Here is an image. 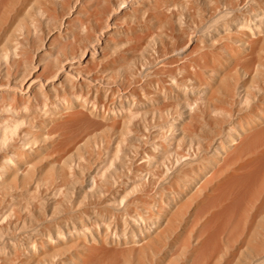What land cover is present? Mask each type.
Segmentation results:
<instances>
[{"label":"bare ground","instance_id":"obj_1","mask_svg":"<svg viewBox=\"0 0 264 264\" xmlns=\"http://www.w3.org/2000/svg\"><path fill=\"white\" fill-rule=\"evenodd\" d=\"M142 1L111 4L96 26H89L86 44L67 53L56 45L74 33L88 0H0V190L20 171L35 179L31 186L15 190L6 201L8 210L0 215V252L24 253L19 264L42 257L46 248L73 245L80 250L39 264H69L67 259L79 264H264V103L260 107L257 102L260 82L249 83L253 64L244 51L250 38L264 32L263 19L245 15V30L239 32L248 42L240 46L244 50L229 48L226 56L200 70L198 85L184 87L177 81L184 102L168 112L157 107L151 121L141 117L138 108L98 109L91 102L54 96L65 86L99 90L103 86L99 80L113 82L92 74L101 72L114 25L126 13L122 8L135 9ZM261 1L253 7L257 13H262ZM56 3L62 12L52 8ZM234 4L231 1L229 7ZM46 15L52 26H44ZM234 27L221 23L223 32L239 31ZM145 52L150 54L146 48ZM241 63L244 77H235ZM137 66L132 61L128 76H120L119 82L140 77ZM226 78L230 82L222 86ZM169 93L176 97L175 90ZM39 97L53 125L45 146L35 143ZM147 101L152 105L151 99ZM108 128L118 131L115 141L107 135L98 138L97 132ZM22 139L27 148L19 143ZM64 141L70 146L54 157ZM42 154L48 159L49 178L44 180L37 175ZM154 188L158 190L150 198ZM106 202L120 206L108 214L119 221V233L100 222L106 217ZM47 221L51 224L44 225ZM20 232L23 236H18Z\"/></svg>","mask_w":264,"mask_h":264},{"label":"rangeland","instance_id":"obj_2","mask_svg":"<svg viewBox=\"0 0 264 264\" xmlns=\"http://www.w3.org/2000/svg\"><path fill=\"white\" fill-rule=\"evenodd\" d=\"M110 1L88 0L85 11L79 15V19L74 23L75 24L73 26L74 33L68 39H62L60 43H57L56 48L64 47L66 52L70 53L75 48L74 46H78V45L83 46L84 44H86L85 34L87 33V30L90 28L89 26L91 25L96 26L99 18L98 16H101L103 13L108 12V8L111 6V4H114L117 0H110ZM231 1L232 2L234 1L235 4L230 8L229 4H231ZM258 2H260V0H255V2L254 0H240V1L239 0H216V1L215 0H143L139 5L135 7V9L132 10L127 9L128 10L127 11V10H123L126 9L123 7L122 12H126V13L122 15L120 19H117L116 21L117 24L114 25L115 29L112 32L109 45L106 47L105 56L102 58L100 63L101 72L96 73L97 75L94 73L92 74L95 75V77L97 78L100 77L103 79L111 80L113 82L107 83L104 80H99L98 82L100 84L102 83L101 85H103L102 88L99 90H96L95 88L94 89L90 88V90L86 88L74 89L71 88L70 86H65L64 89H61L59 91L57 96L55 94L54 96L55 98L57 99L59 98L60 100H63V98L67 96L73 99H78L82 101L84 100L88 103L91 102L90 105L94 106L95 104V107L97 105L98 109L116 108L117 110H120L121 106H125L124 107L125 110L129 112V110H132L133 108H138L136 112L141 117L146 116V118L149 121H151L155 119L157 116L158 113L156 111L157 107L164 106L163 109L167 110L166 112H168L170 108L176 107L178 104H182L184 102V97L181 93V90H179L178 87H176L177 81L180 82L181 85L184 87L193 84L198 85L200 83V80L197 74L199 73L200 70L212 64L214 65L218 60V58L226 56L228 54L229 48L244 50V49H240V46L246 45L248 42L246 41L247 39L244 35L239 34V32L245 30V26L243 25V17L245 15H249L250 18L256 17L264 20V14H263L264 0H262L260 3V5L263 6L262 13H257V10L253 9V7L258 8V4H259ZM31 4L34 3L31 2ZM127 6L129 7V5L126 4V7ZM52 8L56 9V11L58 12H62V5L60 3H56L52 5ZM203 13L205 14L203 15ZM110 17L111 15H108V19ZM224 21L228 22L233 27L235 26L234 28L238 29L239 31L236 32L221 31V23ZM43 23L44 26H52L53 21L51 16L49 15L44 16ZM194 24L196 25V27ZM203 24H206V26L204 25V27L206 28L201 26ZM124 26L127 27L128 29L125 28ZM181 26L183 27V29ZM198 28L201 29L198 30ZM198 31H201L202 33L200 32L199 34ZM263 35L264 32H262L260 35H256L254 38L253 37L250 38L249 49L244 50L246 51L245 53L250 54L249 57L251 59L249 58V61L253 64V67L249 69V83L253 85L256 84L255 81H258L261 84L260 90L257 91V102L259 103L260 107H262V104L264 103V36ZM168 38H170L171 40ZM188 43H190V46ZM257 45H259L258 46L259 49ZM145 48L147 49V51L150 52V54L145 52ZM255 48L257 50V53L251 54V52L256 51ZM187 50L190 51L189 54L185 56V54L188 53ZM191 50H193L194 52ZM179 51L180 52L182 51L184 53L182 52L180 53ZM255 54H257L258 56L257 59L255 58V56H253ZM150 55L152 56V58ZM251 56L254 57V59ZM145 57L146 60L144 59ZM181 57H183L184 59ZM171 59L173 60L171 61ZM134 60L137 61L138 63L137 69H139V71L137 75L140 77L136 76V78L133 79V77L131 76L132 78L129 77L130 79L129 81L125 80V82L120 83L119 79L122 78L120 76L122 75L128 76L127 67ZM139 61L142 62L139 63ZM159 64L161 67L159 66ZM244 69L245 67L241 63L239 65L238 74L234 76L237 77L238 75V77L243 78L245 71ZM192 70L195 71L193 72ZM168 76H170L171 78ZM116 79L117 81L114 82V80ZM133 81L134 83L132 84ZM157 81L159 82L157 83ZM150 82L151 84H149ZM227 82H230L228 78H226L223 81L222 86H224ZM148 85L151 86V88H148ZM103 87H105L106 89ZM117 89H119L118 90L119 92L117 91ZM107 90L108 91L110 90L109 94ZM169 90H173V91L175 90V92L177 93L176 97L172 96L169 93ZM96 91H98V93H96ZM113 91L115 93H113ZM142 91L144 92L143 94L145 95L146 99L144 98ZM110 92L115 94L114 96H121V95L122 96L115 97L114 100V96H112L113 94H111ZM120 93L122 94L120 95ZM77 95L79 96V98ZM106 95H108L109 97ZM131 96H133V99L134 100L136 99L138 103L143 104V106L146 105L147 107L146 108H143V106L135 107L133 103L137 101H133ZM120 98L123 99V101ZM117 99H120L119 100L120 102H118ZM149 99L152 100V105H151V101L149 102L147 101ZM101 104H103L104 108L102 107ZM115 104L117 105L115 106ZM36 105H37L36 108H39V111H37L36 118L34 120L35 123L34 129L39 132V136L38 139L35 141V143L45 146L50 142L51 139L49 135L50 130L48 129L52 128L53 125L50 124L48 116L45 114V111H43L44 110L43 97H39L37 99ZM99 105L101 106V108ZM95 120L101 122L99 118ZM132 120H134L133 122H135L137 120V117H134ZM129 121L130 120L127 119V122ZM138 121H142V119H138ZM104 135H107L110 139H112V141H115V139L117 138L116 136L118 135V131L115 128H108V129H101L97 132L98 138ZM26 138L27 137H25V139ZM25 139L20 140L19 143L23 147L27 148L28 145H26V142H24ZM64 142H63L64 148L58 150L55 153L54 157H60L62 154H64L65 148L66 147L68 148L70 146L69 142L67 141ZM48 150L50 151L51 149H47L46 152H48ZM39 160L40 161H38L37 175L44 180L46 178H49L48 171L45 168V164L47 163L48 159L47 157L44 156V154H42ZM53 174L56 176V181H59L60 177L58 171H54ZM34 182L35 179H32L31 177H25V175L21 171L17 174V177L9 178L7 183L5 184V187L2 190H0V196L3 198V200L0 201V215L4 213L6 210H8L6 201L11 199V195L15 193L16 189L22 188L26 185L31 186ZM89 190H91V187H89ZM157 190L158 188H154L150 191V198L151 196H154ZM105 205L106 206H104V212L106 213V217H104V219H101L96 214L95 217L101 219L100 222L103 223L108 228L111 227V229H109L111 232L114 231L118 232L120 230L119 221L118 220H115V222L112 221L110 219V215H112V212H117L116 210L120 208V206H118L116 203L114 204V202H106ZM75 208L76 206L74 207V209ZM107 209L109 213L107 212ZM55 220H58V218H55ZM0 223H2V221ZM47 224L49 225L51 223L49 221L44 223V225ZM32 232H35V230H33ZM18 236H23L22 232H20ZM168 242L169 240L167 239L166 241L163 242V245L167 246ZM0 243H2V241H0ZM78 250H80V247L78 245H73L70 248L62 247L61 249L46 248L43 250L42 257L35 258L30 264H39V262L44 263L45 261L58 260L60 259L59 257L60 255H63L65 257L69 254L76 253V251ZM164 250H165L164 246L160 247L159 250L160 252L159 255L156 256V260H158L159 257H161L160 254L161 252H164ZM3 252H0L1 253L0 264H19L20 259L22 257H25V254L22 252L18 254L10 253L5 250ZM16 255H18L19 257L18 256L16 257ZM67 261L69 264H76V263L79 264L78 261L74 259L70 261L67 259ZM205 264H210V261L206 262Z\"/></svg>","mask_w":264,"mask_h":264}]
</instances>
